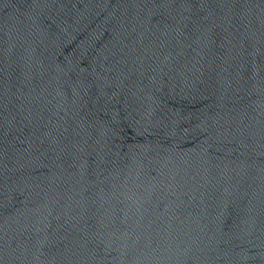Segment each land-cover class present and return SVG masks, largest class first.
I'll list each match as a JSON object with an SVG mask.
<instances>
[{
    "label": "water",
    "instance_id": "water-1",
    "mask_svg": "<svg viewBox=\"0 0 264 264\" xmlns=\"http://www.w3.org/2000/svg\"><path fill=\"white\" fill-rule=\"evenodd\" d=\"M0 264H264V0H0Z\"/></svg>",
    "mask_w": 264,
    "mask_h": 264
}]
</instances>
